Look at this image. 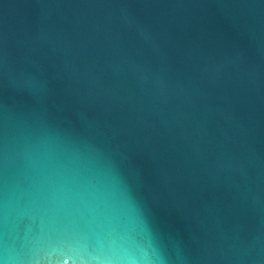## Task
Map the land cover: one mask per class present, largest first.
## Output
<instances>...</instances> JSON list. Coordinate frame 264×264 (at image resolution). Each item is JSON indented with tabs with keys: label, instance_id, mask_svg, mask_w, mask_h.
Instances as JSON below:
<instances>
[{
	"label": "water",
	"instance_id": "water-1",
	"mask_svg": "<svg viewBox=\"0 0 264 264\" xmlns=\"http://www.w3.org/2000/svg\"><path fill=\"white\" fill-rule=\"evenodd\" d=\"M0 264H264V0H0Z\"/></svg>",
	"mask_w": 264,
	"mask_h": 264
}]
</instances>
